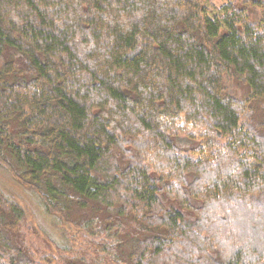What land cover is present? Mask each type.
Masks as SVG:
<instances>
[{"label": "trees", "instance_id": "obj_1", "mask_svg": "<svg viewBox=\"0 0 264 264\" xmlns=\"http://www.w3.org/2000/svg\"><path fill=\"white\" fill-rule=\"evenodd\" d=\"M261 102L264 0H0V165L83 237L0 189V264H264Z\"/></svg>", "mask_w": 264, "mask_h": 264}, {"label": "rangeland", "instance_id": "obj_2", "mask_svg": "<svg viewBox=\"0 0 264 264\" xmlns=\"http://www.w3.org/2000/svg\"><path fill=\"white\" fill-rule=\"evenodd\" d=\"M214 1V0H212ZM211 9L209 2L206 3ZM226 90L240 99L247 95V87L236 81L233 76H225ZM259 117L264 121V102L257 103ZM187 147L192 144L180 140ZM0 189L3 193L11 194L25 209L26 216L21 222L20 233L25 244L32 251L39 254L60 255L69 259L74 252L81 250L83 237L74 231L71 225L63 227L61 222L56 225L55 219L46 215L38 205L36 199L24 187L15 182L8 170L0 165ZM69 226V227H68ZM76 228V226H74ZM61 229L64 231L61 232ZM58 257V256H57Z\"/></svg>", "mask_w": 264, "mask_h": 264}]
</instances>
